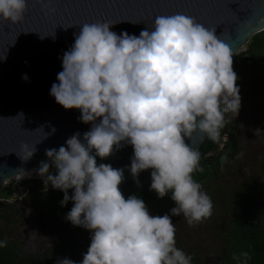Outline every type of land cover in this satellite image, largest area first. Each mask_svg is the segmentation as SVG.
Segmentation results:
<instances>
[{"label":"clouds","instance_id":"9594fccd","mask_svg":"<svg viewBox=\"0 0 264 264\" xmlns=\"http://www.w3.org/2000/svg\"><path fill=\"white\" fill-rule=\"evenodd\" d=\"M40 2L45 8L51 4ZM28 3L0 0V23L22 22ZM113 25L85 23L74 33L58 83L50 89L58 104L79 110L78 119L91 125L82 138L77 131L58 149H45L48 159L32 170L45 190L50 185L63 192L61 206L73 202L65 220L90 233L81 261L65 257L55 264H192L193 257L176 246L172 217L183 215L189 226L203 223L213 214V202L193 177L203 171L200 152L186 139L199 130L218 142L227 117L238 116L234 52L216 28L182 13L156 16L138 36L117 34ZM48 36L55 33L41 35ZM126 145L133 148L130 166L97 163V157L104 160ZM36 151L22 143L17 155L28 161ZM125 168L134 179L152 170L150 190L161 199L170 196L175 203L170 214L152 215L143 199L124 196L119 185ZM6 245L0 240V247ZM233 259L247 264L250 257L244 252Z\"/></svg>","mask_w":264,"mask_h":264},{"label":"water","instance_id":"95a60500","mask_svg":"<svg viewBox=\"0 0 264 264\" xmlns=\"http://www.w3.org/2000/svg\"><path fill=\"white\" fill-rule=\"evenodd\" d=\"M176 13L216 28L217 36L233 49L236 73L239 64L234 56L253 35L264 31V0H51L48 8L40 0H29L22 22L0 23V186L47 160L45 149H58L77 131L82 138L90 129V124L78 119L79 110H66L50 95L52 84L58 83L57 75L63 70V53L74 43V33L78 34L83 24L110 21L114 24L111 30L117 34L127 31L138 36L151 27L156 16ZM54 33L55 38L41 37ZM24 74L28 80L22 79ZM208 139L197 130L186 143L201 156ZM22 143L36 146L28 161L17 155ZM132 155V146L126 145L104 160L97 157V163L124 168L130 166ZM151 171H142L134 179L125 168V179L119 185L124 196L145 192L151 183ZM51 173L57 174L56 169ZM26 201L41 232L49 235L34 202L29 197Z\"/></svg>","mask_w":264,"mask_h":264},{"label":"trees","instance_id":"16d2710c","mask_svg":"<svg viewBox=\"0 0 264 264\" xmlns=\"http://www.w3.org/2000/svg\"><path fill=\"white\" fill-rule=\"evenodd\" d=\"M242 49L235 58L239 64L237 75H248L264 81V31L253 35ZM261 96L257 101L246 102L247 113L264 111V94ZM227 127L228 139L223 147L212 156H207L215 144L208 139L203 148L200 156V167L203 171L193 173L194 179L202 186L218 180L224 165L235 157L236 126L227 120ZM225 156L227 162L223 161ZM259 162L261 172L249 175L239 184L224 204L220 217L213 221L211 231L217 255L214 264H237L233 256L244 252L250 257L247 264H264V157ZM150 184L145 192L137 196L145 201L150 214L162 216L174 201L170 196L158 198L155 191L150 190ZM21 186L28 190L29 198L34 202L48 231L56 233V240L42 253H26L18 244L16 232L28 224L31 214L25 209L10 205L0 210V240L7 242L6 247H0V264H55L58 259L65 257L81 261L84 254L81 248V231L84 228L73 226L65 220L73 202L69 201L66 206H61L60 201L64 194L52 189L50 185L45 190L40 180H24ZM0 198L5 202L12 198L11 185L0 187ZM176 246L193 257L192 264H203L200 252L177 228Z\"/></svg>","mask_w":264,"mask_h":264},{"label":"rangeland","instance_id":"374dc122","mask_svg":"<svg viewBox=\"0 0 264 264\" xmlns=\"http://www.w3.org/2000/svg\"><path fill=\"white\" fill-rule=\"evenodd\" d=\"M242 51L243 49L238 53ZM237 76V85L240 88L241 108L237 117L234 115L227 117V120L236 126L237 149L235 150V157L224 165L219 173L218 180L208 182L206 186H202L203 190L212 199L213 214L203 223L194 226H189L183 215L172 217L175 227L181 232L182 236L188 242H191L192 246L200 252L203 264H214L217 259L216 243L211 231L213 221L220 217L224 204L228 202L231 193L239 184L246 180L249 175L261 172L259 160L264 157V111L256 114L246 112V102L248 100L257 101L262 98L261 95L264 94V81L248 75ZM223 141L226 142L225 139ZM39 164H37L36 169L39 167ZM31 179L43 182L42 178L35 172L33 175L26 176L23 179L11 177L4 185L0 186L2 188L7 185L12 186V198L8 200L10 205L16 208L26 207L24 204L15 203L14 200L21 197L27 190L21 186V182L18 184L19 180ZM174 206L175 203L168 206L165 213L170 214V209ZM34 218L36 219V216L33 217L30 223L31 226H34L33 232L27 230L28 225L22 226L16 232L17 238L21 241V245L26 253L43 252L56 240V233L50 232L49 235H44ZM81 233V248L83 253H86L90 245V233L86 229L82 230Z\"/></svg>","mask_w":264,"mask_h":264},{"label":"flooded vegetation","instance_id":"af4514ba","mask_svg":"<svg viewBox=\"0 0 264 264\" xmlns=\"http://www.w3.org/2000/svg\"><path fill=\"white\" fill-rule=\"evenodd\" d=\"M224 136H226L227 137V139H228V127H227V124H226V127H225V129H223L222 130V135H221V139H220V141H218V142H215V144H214V147L212 148V150H211V152L207 155V156H212L217 150H219L221 147H223V145L222 144H224L225 142L223 141L224 140ZM227 139H226V141H227ZM224 142V143H223ZM27 197H29V195H28V190H26L22 195H21V197H19V198H16L15 200H14V202L15 203H17V204H24V205H26V207H22V208H18V209H25V211L28 213V214H31V216H30V219H29V221H28V226H27V230L28 231H31V232H33V229H34V226H31V220L33 219V217H35L36 215H35V213L31 210V208H30V206H29V204L27 203V201H26V199H27ZM0 201H1V203H0V210H3V209H5V208H7L8 206H10V203L7 201V202H5L4 200H2L1 198H0ZM3 201V202H2ZM5 203V204H4ZM35 219V218H34ZM26 231V230H25ZM27 232V231H26ZM52 233V232H51ZM45 235V234H44ZM47 236V235H46ZM26 239V238H25ZM18 244L20 245V246H22L21 245V241H19L18 242ZM46 250V249H45ZM25 251V250H24ZM26 252V251H25ZM38 253H42V252H38Z\"/></svg>","mask_w":264,"mask_h":264},{"label":"bare ground","instance_id":"6f19581e","mask_svg":"<svg viewBox=\"0 0 264 264\" xmlns=\"http://www.w3.org/2000/svg\"><path fill=\"white\" fill-rule=\"evenodd\" d=\"M36 167H37V165H36L35 167H33V168H30V169L26 170V171H32V170L36 169ZM34 173H35V171H32V175H33ZM27 175H29V173L23 171V172L17 174L16 176H14V177H12V178H15V177L21 178V177H23V176H27Z\"/></svg>","mask_w":264,"mask_h":264},{"label":"built area","instance_id":"2783aa9c","mask_svg":"<svg viewBox=\"0 0 264 264\" xmlns=\"http://www.w3.org/2000/svg\"><path fill=\"white\" fill-rule=\"evenodd\" d=\"M23 181H24V180H23ZM20 182H22V180H19L18 184H19Z\"/></svg>","mask_w":264,"mask_h":264}]
</instances>
